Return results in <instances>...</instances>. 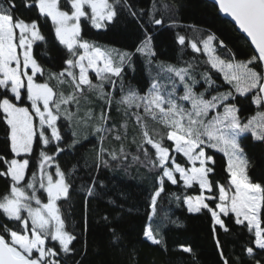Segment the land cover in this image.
I'll return each instance as SVG.
<instances>
[{
    "label": "snow or ice",
    "instance_id": "6c2138e0",
    "mask_svg": "<svg viewBox=\"0 0 264 264\" xmlns=\"http://www.w3.org/2000/svg\"><path fill=\"white\" fill-rule=\"evenodd\" d=\"M21 3L35 12L34 18L18 14L17 0H0V124L6 143V151L0 153V179L6 185L0 195V216L6 220L0 223V264H67L76 255L77 237L66 228L62 202L74 190L79 162L66 171L59 157L74 153L90 137L97 138V146L95 160L91 164L84 160L90 179L80 191L86 206L106 188L102 171L140 164L155 173L150 220L168 186L198 185L196 196L171 195L186 205L188 213L210 216L223 264H231L219 239L221 232L230 234L228 221L248 233L246 258L262 264L256 257L264 254V183L254 182L249 174L242 137L250 133L264 143V0H216L218 12L231 17L233 30L244 34L238 38L248 44L246 59H237L211 31L188 45L186 36L177 33L182 51L190 47L206 56L204 61L193 57L183 67L156 58L153 32L164 26L165 19L155 3L148 10L137 9L129 0ZM163 8L173 11L175 5ZM122 14L139 25L143 36L134 51L85 38L90 30L109 31ZM169 26L177 24L172 21ZM45 27L51 39L44 34ZM41 45H51L56 57L45 51L38 59L35 48ZM137 54L150 69L155 67L143 91L126 84L125 69L135 72ZM200 63L205 66L202 72ZM92 96L100 112L89 108L82 113V102ZM238 96L255 104L256 115L241 118ZM113 105L126 117L119 126L111 117ZM129 121L139 135V140L133 135L130 141L134 154L125 143ZM82 125L89 127L87 135H81ZM109 140L117 146L105 147ZM209 150L227 158L224 183L214 179L216 160ZM110 231L112 244L119 245L121 235L114 228ZM143 237L166 249L160 224L149 223ZM180 250L192 252L185 245ZM238 261L243 264V258ZM72 264L81 261L73 259Z\"/></svg>",
    "mask_w": 264,
    "mask_h": 264
},
{
    "label": "trees",
    "instance_id": "16d2710c",
    "mask_svg": "<svg viewBox=\"0 0 264 264\" xmlns=\"http://www.w3.org/2000/svg\"><path fill=\"white\" fill-rule=\"evenodd\" d=\"M137 9L148 10L155 3L160 9L159 15H163L165 24L157 26L153 32L154 48L157 60L167 64H175L177 67L185 66V61L196 57L199 61L206 60V56L193 53L190 47L180 46L176 41V35L186 36V45L191 42H199L211 31L231 48L237 59H246L249 55L248 44L242 36L233 30V25L218 14L216 7L207 0H129ZM164 4L175 5L173 11L163 8ZM18 14L25 19L34 18L35 12L23 8L21 0H17ZM147 17H145L146 19ZM175 21L177 26L169 25ZM44 34L51 39L48 27L43 29ZM86 39L98 42L100 45L110 46L122 51H134L143 36L139 25L126 14L120 16L119 21L107 32L96 33L90 30ZM45 51L55 58V49L48 45L47 48L40 46L35 48V55L39 59ZM135 72L126 68V84L142 91L150 82L151 76L155 75V67L151 69L144 57L137 54L134 57ZM48 66V65H46ZM205 66L199 64L198 71H203ZM203 84V82H201ZM206 87V85H204ZM203 88V87H201ZM224 90V89H221ZM237 105L240 108L241 118L247 120L256 115L258 109L249 99L237 97ZM92 108L97 114L100 112V104L92 96L88 102H82L81 112ZM112 120L119 126L126 117L123 112H117L113 105L111 111ZM159 128L158 125L154 126ZM90 129L86 125L81 126V135H87ZM124 130L121 129V132ZM139 135L131 121L128 122V138L126 147L131 153H135L134 145L130 141ZM97 138L90 137L82 146L72 154H61L59 162L64 170H70L78 162V170L75 173L74 190L70 199L62 202L66 228L76 235L73 242L76 255L69 258L67 264H72L73 259L81 261V264H223L219 251L216 248L210 216L204 213L190 214L186 206L179 203L171 195L176 193L181 196H196L199 194L198 185L193 189H185L180 186H168L158 201L156 215L150 220L151 209L149 197L154 189L155 173L149 172L140 164L131 163L124 169L104 170L100 173V179L104 181L106 188L99 198L91 199L85 205L84 195L80 186L86 184L90 177L84 168V160L90 164L95 160ZM117 146L111 140L105 142V147ZM242 146L249 160V174L254 182L264 183V146L246 134L242 137ZM6 151L5 130L0 124V153ZM216 160V173L214 179L225 182L224 171L226 159L216 150H209ZM6 190L3 179H0V195ZM107 215L108 219L103 217ZM167 218V219H166ZM170 221V222H169ZM6 220L0 216V223ZM85 222L87 229L85 230ZM152 223L153 226L160 224L162 237L166 243V249L162 246L152 245L143 237L145 227ZM231 232L228 235L219 234V239L224 244V254L231 264H239L238 258H243V264H254V261L246 258L243 251L244 245L249 239L246 230H241L228 221ZM11 226V225H9ZM114 228L121 235L119 245L111 242V231ZM180 245L190 246L191 253H184ZM86 249V254L85 253ZM257 259L264 264V254H258Z\"/></svg>",
    "mask_w": 264,
    "mask_h": 264
},
{
    "label": "water",
    "instance_id": "95a60500",
    "mask_svg": "<svg viewBox=\"0 0 264 264\" xmlns=\"http://www.w3.org/2000/svg\"><path fill=\"white\" fill-rule=\"evenodd\" d=\"M207 1H208L209 3H211V4H213V5L216 7L217 11H218V5H217V3H216V0H207ZM218 14H219L221 17H223L225 20H227L230 24L234 25V21H232L231 17L227 16L226 14L219 13V12H218ZM240 35L243 36L244 34L240 33ZM263 146H264V143H263Z\"/></svg>",
    "mask_w": 264,
    "mask_h": 264
},
{
    "label": "rangeland",
    "instance_id": "374dc122",
    "mask_svg": "<svg viewBox=\"0 0 264 264\" xmlns=\"http://www.w3.org/2000/svg\"><path fill=\"white\" fill-rule=\"evenodd\" d=\"M110 47V46H109ZM198 90H200V91H202L203 90V88H199ZM221 91H223V90H221ZM246 134H250V133H246ZM246 134H244V135H246ZM222 154H223V152H221ZM224 155V154H223ZM225 157V156H224ZM225 159H227L226 157H225ZM186 206V205H185Z\"/></svg>",
    "mask_w": 264,
    "mask_h": 264
}]
</instances>
